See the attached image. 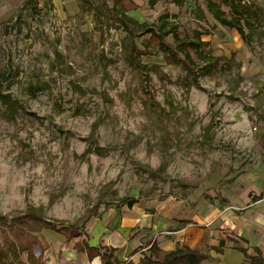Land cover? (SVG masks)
<instances>
[{
    "label": "rangeland",
    "instance_id": "obj_1",
    "mask_svg": "<svg viewBox=\"0 0 264 264\" xmlns=\"http://www.w3.org/2000/svg\"><path fill=\"white\" fill-rule=\"evenodd\" d=\"M113 1L0 0V264H38L42 223L106 228L122 261L173 228L204 251L264 234V0L222 6L245 40L209 0H125L141 67ZM164 14L181 39L210 42L216 64L192 52L197 80L167 61L172 35L161 45L141 29ZM210 253L206 264H224Z\"/></svg>",
    "mask_w": 264,
    "mask_h": 264
},
{
    "label": "trees",
    "instance_id": "obj_2",
    "mask_svg": "<svg viewBox=\"0 0 264 264\" xmlns=\"http://www.w3.org/2000/svg\"><path fill=\"white\" fill-rule=\"evenodd\" d=\"M123 0H115L113 1V8L117 9L116 11V20L119 22L120 26L124 29V31L129 36L130 40V61L133 65H138L141 67L142 64V57L144 54L142 52L138 51L137 45H136V37L139 34H135L133 31L138 26V23L135 19L128 16L127 12L123 9L122 6ZM159 1L161 0H150L151 7H154ZM174 4L177 6H183L187 3V0H172ZM207 8L208 11L213 14L223 25H225L229 29H238V32L240 36L245 40L246 35L243 29L240 26H237L233 24L232 22L226 20L223 16L225 15V11L222 9L223 5H229L231 3L232 10L237 13L238 7L235 4V2H232L231 0H209L207 2ZM120 9V11H119ZM200 9L197 7L193 11H199ZM198 13V12H197ZM200 18H204V16H201ZM170 16L169 14H164L161 17V24L158 27H152L147 28L145 25L141 29L144 28V31H146L151 39L159 41L161 45H165V39L172 35L174 41L176 42V47L173 49L168 50V55H166L167 61L170 63L180 62L184 67L193 75L194 79L197 80V73L195 70L196 62L194 61L192 57V52H194L197 57L202 61H208L207 64L214 65L216 64V57L209 53H206V50L209 49L211 51V44L210 42L203 41V33L201 32H195L193 40H183L180 38L178 34V29L176 28V25L170 24ZM237 26V27H236ZM141 59V60H140ZM100 147H97L99 151ZM135 203H137V200H129L127 205L129 208H132ZM7 221L6 218L0 216V221ZM35 220H38V223L42 222L41 219L37 218ZM44 230H50L53 231L59 235H62L65 237V239L70 242L74 239L83 237V234L80 230L69 228V227H58L55 225L47 224H37L36 225V233L40 234ZM228 242L234 243V249L241 252L244 256V262L242 264H264V253L259 247H253L252 252L253 254H250V250L247 247H240L238 244V240L233 238L232 236L228 235L225 239L220 240L219 247L218 248H209L208 251H204L200 248L192 249L189 246L186 245H180L178 244L177 247L169 252H163L156 241H152L147 245L148 253H144L143 257L139 260L138 263H135L132 260L127 261H121L116 256L117 249L113 247H107L99 245L97 247L90 246L88 242H84L85 247H83L80 244L76 245L77 250L86 252L88 257L90 259H93L95 257H101L103 264H206L207 261L210 260L211 255L210 251L213 249L217 253L222 254L223 249L227 245ZM38 238L35 236L32 241H29L27 245L23 248L24 251H27L29 258L33 256V246L37 244ZM241 242L245 244H249V242L246 239L241 238ZM12 251L16 257H18L19 253L17 251V247L15 245L11 246ZM211 249V250H210ZM137 253V250H134L132 254H130L131 257H133ZM43 255L40 256L42 258Z\"/></svg>",
    "mask_w": 264,
    "mask_h": 264
},
{
    "label": "crops",
    "instance_id": "obj_3",
    "mask_svg": "<svg viewBox=\"0 0 264 264\" xmlns=\"http://www.w3.org/2000/svg\"><path fill=\"white\" fill-rule=\"evenodd\" d=\"M122 2L125 3V0H123ZM145 2L150 3V0H145ZM88 229L89 228L85 229L84 231L85 233H87L88 237L90 236L89 238L85 234L83 237L74 239L70 242H68L65 239V237L62 235H59L50 230H45L44 231L45 237L49 245L47 246L48 249L45 251V253H43L42 258H40L42 254L37 258L39 260L38 264H103L101 257H95L93 259H90L86 252L79 251L76 248L77 244H80L83 247H85L84 245L85 241L88 242L89 245L93 247H97L99 245L113 247L111 243L108 242L107 240H104V241L101 240V237H103L105 234L108 233V230L106 228L100 227L99 229L97 226L95 227V229L97 230L93 232L92 234H90ZM92 230L90 229V231ZM189 231H191V229L183 228V229L176 230V228H173V230H170V232H167L166 235H168V238L164 240H162L163 238H160L161 240L158 243L159 248L163 252H169V251L174 250L178 244L189 246L192 249L198 248V246H196L195 244H192V242L190 244V242L185 240L184 237L185 235H187ZM164 233L165 232L159 231V232H156L154 236L155 238H159V236L163 237ZM251 234L252 232H250V234L249 232H242V234H240L239 237L240 239L243 238L249 242L250 246H248V244L246 245L247 247H251L250 249H252L253 247H259L264 253V240H263L264 234L256 235L253 240L250 238ZM213 245L215 248L219 247V245H216V244H213ZM133 249L134 247L132 248L130 254L133 252ZM147 253L148 251L146 252V254ZM116 254H118V252H116ZM221 255H223L224 264H242L245 260L243 254L239 252L238 250L234 249V245L230 247L226 245ZM142 257H143V254L138 260H135L134 258H132V260L135 263H138ZM118 259L122 261V260H125L126 257L124 259H120L118 257Z\"/></svg>",
    "mask_w": 264,
    "mask_h": 264
}]
</instances>
